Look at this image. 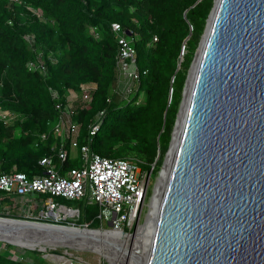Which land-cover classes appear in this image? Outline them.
I'll return each mask as SVG.
<instances>
[{"label":"trees","instance_id":"obj_1","mask_svg":"<svg viewBox=\"0 0 264 264\" xmlns=\"http://www.w3.org/2000/svg\"><path fill=\"white\" fill-rule=\"evenodd\" d=\"M213 1L0 0V110L15 116L10 124L0 120V174L14 168L29 178L42 175L39 161L44 157H52L61 174L80 168L70 158L67 143L68 157L62 163L57 159L60 146L52 124L58 116L55 105L64 108L68 93L78 94L83 84L96 88L75 118L80 123L79 146L85 145L89 127L103 112L89 142L91 152L102 158L128 159L149 173L158 153L168 146L184 73ZM113 23L131 32L137 67L145 75L135 93L119 101L112 96L108 103L116 81L118 46ZM27 38H32L31 46ZM37 60L44 73L27 70L26 64ZM94 211L91 215L82 209L77 224L98 229ZM0 217L20 219L4 212ZM6 249L0 250V264H30L26 258L36 254L24 251L25 257L14 260Z\"/></svg>","mask_w":264,"mask_h":264},{"label":"water","instance_id":"obj_2","mask_svg":"<svg viewBox=\"0 0 264 264\" xmlns=\"http://www.w3.org/2000/svg\"><path fill=\"white\" fill-rule=\"evenodd\" d=\"M196 52L146 249L131 264H264V0H214ZM109 232L0 217V235L41 252L121 253ZM135 232H120L127 254Z\"/></svg>","mask_w":264,"mask_h":264},{"label":"built area","instance_id":"obj_3","mask_svg":"<svg viewBox=\"0 0 264 264\" xmlns=\"http://www.w3.org/2000/svg\"><path fill=\"white\" fill-rule=\"evenodd\" d=\"M111 31L116 36L118 49L115 63L116 81L110 97L107 98L108 103L112 101V96L119 97L120 90H125L126 98L135 93L140 77L145 75V72L140 73L137 67L131 32L123 31L121 26L115 23L111 24ZM27 41L33 43L32 38H27ZM155 41L153 38L152 43ZM26 68L31 72L41 70L44 73L41 60L28 62ZM121 82H124L123 89ZM95 88L94 84H83L79 87L78 96L74 92L68 93L64 108L59 103L55 105L58 116L52 124V130L60 146L57 159L62 163L68 157L64 150L67 143L70 150H78L81 153V167L61 174L56 169L53 158L44 157L39 161L44 169L42 175L29 178L14 168L11 173L0 174V212L5 208L4 213H14L20 220L56 225L65 223L70 227L88 229L89 223L78 225L76 222L81 214L80 209H69L55 201L76 200L97 207L98 212L93 220L98 223L100 230L131 232L137 226L145 205L149 173L143 172L128 159L102 158L91 152L89 142L98 131L103 112H99L96 122L89 127L85 145L79 146L78 143L80 123L75 118L80 110L88 106L90 94ZM53 98H57L55 93ZM0 113V120L9 124L10 113ZM37 195L47 197L33 198ZM103 223L106 226H103Z\"/></svg>","mask_w":264,"mask_h":264},{"label":"rangeland","instance_id":"obj_4","mask_svg":"<svg viewBox=\"0 0 264 264\" xmlns=\"http://www.w3.org/2000/svg\"><path fill=\"white\" fill-rule=\"evenodd\" d=\"M205 27H206V24H205ZM204 30H205V28H204ZM204 30H203V33H204ZM203 33H202V35L200 37L199 43L202 40ZM27 42H28V44L30 46L32 45V41H27ZM199 43H198V46H199ZM198 46H197V48H198ZM196 55H197V52L195 51L193 56H192L191 64H190L188 70L184 73L185 80H184L183 88H182V91H181V95L179 97V102L177 104L176 115L177 114L180 115V112H181V109H182V105H183V102H184V99H185V93H186L188 81L190 79V74H191V71H192V66L194 64V60L196 58ZM50 59L53 60L52 57H50ZM120 86L123 89L124 82H121ZM135 88H137V86ZM119 93H120V95L116 99L117 101L126 98L125 90H123V91L120 90ZM76 95L78 96V94H76ZM142 98H143V94H141L140 100H142ZM0 112H6V111L0 110ZM10 117H11V120L9 121V124L12 123V121L15 118V116L10 114ZM176 123H178V122H176V117H175L174 122H173V124L171 126L170 139H169L168 146H167V148L164 151H161V152L158 153V156L156 158L155 164L153 165V168L149 172V185H148L145 205H144L143 210H142L140 221L138 222L137 226L135 227L136 229H137L138 226L143 225V223L145 222V214L147 213V205L150 202V199H151V197L154 194L153 190H154V186L156 184L157 178L159 177V174H160V172H161V170H162V168H163V166L165 164V161L167 160V158L169 156L168 154L171 151V147H172L173 139H174V132H175V129H176V126H177ZM70 152H71V157L73 159H76L77 162L80 165H82L83 161L81 159V153L78 152V151H75V150H71ZM46 197L47 196L37 195V196H34L33 198L45 199ZM55 201H58L59 203L64 204L69 209H76V208L87 209V211L91 215L95 212L94 211L95 208H96V213L98 212L97 211V207L95 205H86L85 201H76V200H70L69 201V200H65V199H56ZM81 209H80V211L82 213ZM79 218H80V216H79ZM97 225H98V223H97ZM103 226H106V224L103 223ZM135 228H133L131 230V232L136 231ZM123 233L126 234L128 232L124 231ZM6 245H7V243L0 242V250L6 249L7 248ZM8 245L11 246V247L7 248L5 251L10 253V255L12 256V258L14 260H17V259L21 258V256L25 257L24 251H32V252L35 251V253H36L35 255L31 256V258H26V260L30 264H38L40 262H41L40 264H109L107 261H105V259H103L99 255L94 254V253H90V252H80V251L64 250V249H56V250L47 249L46 251L41 252V251H38V250H27V249L19 248V247L10 245V244H8ZM60 258H63V259H60Z\"/></svg>","mask_w":264,"mask_h":264},{"label":"bare ground","instance_id":"obj_5","mask_svg":"<svg viewBox=\"0 0 264 264\" xmlns=\"http://www.w3.org/2000/svg\"><path fill=\"white\" fill-rule=\"evenodd\" d=\"M193 70L194 67L191 71L190 74V79L188 81V85H187V89H186V93H185V99L182 105V109L180 112V116L178 119V123L174 132V139H173V144L171 147V151L168 154V158L165 161V164L159 174V177L157 178L156 184L154 186V194L150 199V202L147 205V213L145 214V222L143 223V225H140L137 227L136 232H135V236H134V240L132 241L129 250L130 253L127 254V252H125V248L128 247L129 244V237L127 236L126 238H122L120 232L118 231H113V232H109L106 234V236L108 238H110L111 240H115L119 243H121L124 247V250L121 253H105V252H101V257H103L105 259V261H107L109 264H131L133 261V259H138V257H136V252L138 250L140 251H145L146 249V243L148 240V236H149V232L151 229V224H152V220L154 218L155 215V211L157 209L161 194H162V190H163V185H164V181L166 178V174L168 171V167L172 158V154H173V150H174V146L176 143V139H177V135L179 132V128H180V124H181V120H182V116H183V112L185 109V105H186V101H187V97L189 94V90H190V85H191V78H192V74H193ZM143 218V217H142ZM0 242H4L7 244H13V246L19 247V248H23L25 249L26 247H32L31 244L29 243V239L27 237H22V236H16V237H11V236H6V235H0ZM39 249H43V247L40 246ZM37 250V249H35ZM64 258V257H63ZM60 258V259H63Z\"/></svg>","mask_w":264,"mask_h":264},{"label":"crops","instance_id":"obj_6","mask_svg":"<svg viewBox=\"0 0 264 264\" xmlns=\"http://www.w3.org/2000/svg\"><path fill=\"white\" fill-rule=\"evenodd\" d=\"M71 150L69 149V147H68V153H69V156L71 157V152H70ZM78 151V150H77ZM79 152V151H78ZM71 159H73L72 157H71ZM81 167V166H80ZM3 204H5V203H3ZM2 204V205H3ZM60 204H62V203H60ZM64 205V204H63ZM3 209H5V208H3ZM2 209V211L1 212H3L4 210ZM7 209V208H6ZM76 209H81V208H76ZM82 210V209H81ZM81 214H83V213H81ZM8 216H11V217H18V215H16V214H14V213H10V214H8ZM79 219V218H78ZM78 220H76V222H77ZM83 224V223H82Z\"/></svg>","mask_w":264,"mask_h":264}]
</instances>
